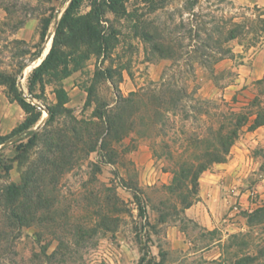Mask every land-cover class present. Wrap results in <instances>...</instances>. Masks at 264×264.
Returning a JSON list of instances; mask_svg holds the SVG:
<instances>
[{
	"label": "rangeland",
	"instance_id": "rangeland-1",
	"mask_svg": "<svg viewBox=\"0 0 264 264\" xmlns=\"http://www.w3.org/2000/svg\"><path fill=\"white\" fill-rule=\"evenodd\" d=\"M69 1L0 0V6L7 11L6 19L0 21V30L4 25L13 29L27 18H37L40 33L43 20L50 18L41 44L42 52L49 43L48 52ZM102 1L106 0H83L79 12L85 14L93 4ZM156 1L160 7L155 10H151L150 0H127L116 14L106 11L102 19L112 49L106 57H90L60 82L68 94L66 106L81 121L80 126L86 123L90 126L62 171L41 165L40 140L48 118L46 106L56 103L54 90L59 82L44 76L43 90L39 84L32 88L36 98L29 93L28 77L36 57L32 54L38 49L39 37L34 43H3L0 72L15 75L18 89L26 99L42 108L37 106L41 116L32 128L17 132L9 138L14 140L0 149V193L9 182L21 183L28 166L33 164L38 173L29 226L8 227L5 211L0 207V264H264V220L248 223L249 214L264 207V191L256 187L257 181L264 177V137L255 143L249 130L242 132L227 160L201 173L198 200L189 210L180 204L181 191L172 190L170 185L172 167L190 159L181 157L184 147L193 143L190 135L195 125L190 118L183 119L180 112L166 113L160 136L155 139L161 154L156 158L150 140L138 134L146 129L148 121V101L144 99L139 102L137 129L113 143L115 152L111 157L109 153L96 151L93 135L96 118L92 115L96 84L89 100L85 91L94 83L96 65L113 67L122 73L120 82L115 80L123 96L162 78L177 81L194 96L207 99L219 100L220 91L226 87H229L227 96L240 89L252 96L257 92L256 80L247 77L242 80L240 76L252 67L256 51H264V33L254 46L231 42L233 55L215 63L211 61L207 66L191 55L198 48L209 52L196 41V33L203 39L207 37L213 26L212 15L219 18L232 9L248 11L246 16L253 18L256 14L253 8H264V0H200L191 10L186 0H168L163 4ZM124 10L135 16L132 18ZM192 13L197 14L196 20ZM143 29L172 44L173 52L181 53L182 57L174 60L155 52L152 42L142 38ZM23 63L26 66L20 71ZM98 87L99 97L110 101L113 96L110 83L103 82ZM69 121L59 115L53 126L67 128ZM32 131H39V136L32 147L25 148ZM191 147L202 149L204 144ZM6 166L10 167L8 171ZM201 182L206 185L203 195ZM208 184L217 185L213 193ZM39 193L44 197L40 201Z\"/></svg>",
	"mask_w": 264,
	"mask_h": 264
},
{
	"label": "trees",
	"instance_id": "trees-1",
	"mask_svg": "<svg viewBox=\"0 0 264 264\" xmlns=\"http://www.w3.org/2000/svg\"><path fill=\"white\" fill-rule=\"evenodd\" d=\"M126 1L96 2L90 11L81 14L79 9L83 0H70L57 23L49 51L32 69L28 77V88L32 98H36L32 94L33 86L39 84L40 89L43 90L44 76H48L51 81L59 82L54 90L56 103L53 106H46L48 118L42 128L44 132L40 141L43 151H41L40 159L44 168L50 166L57 171H62L70 156L73 155L74 148H77V143L82 140L83 135L90 128L89 123H86L84 127L80 126L81 121L77 120L73 110L66 106L69 98L60 82L79 69L82 63L90 57L98 58L108 55L113 45L111 38L106 34L102 18L106 11L116 14L120 8H124ZM150 1L152 2L151 10L160 7L156 0ZM159 1L163 4L168 0ZM199 2L200 0H186V5L188 4L191 10ZM217 9H219L218 6ZM221 10L224 11L222 8ZM253 10L256 11L253 18L246 16L248 11L232 9H227L226 14L219 18L212 15L213 26L207 37L203 39L199 33H196V41L207 47L209 52L199 50V48L194 49L191 57L199 59L203 65L207 66V63L211 61L215 63L224 57L233 55L231 42L237 41L238 45H243L242 42H245V46H254L258 39L263 37L264 8L256 6ZM124 11L127 12V10ZM127 13L132 18L135 16L133 12ZM239 15H242L241 20L236 21ZM192 16L195 20L198 18L197 14L192 13ZM50 21V18H45L42 22L38 49L32 54L33 57L41 52V44L45 40ZM201 22L202 24L209 23L208 21ZM141 35L146 42H152V49L162 57L174 60L182 57L181 53L173 52L172 44L157 39L148 30L143 29ZM219 46L221 48H218ZM65 48L70 49V52L65 51ZM25 66L26 63H23L19 67L20 71ZM115 78L120 82L122 73L114 70L113 67L96 65L93 72L94 83L85 89L89 100L96 84V107L92 112L93 117L96 118L95 127L93 126L96 130L93 134L96 136V151L109 153L111 157L115 152L113 143L120 142L137 129L136 119L141 113L139 102L144 99L148 101L146 104L148 121L145 123L146 129L142 132L138 130V134L150 140L152 153L156 158H160L161 154L155 145V139L160 136L161 123L166 113L175 115L180 112L183 119L190 118L195 125L190 135L193 143L185 146L181 153V157L190 159L179 161L171 169L173 181L170 187L172 190L181 191L180 204L184 209L189 208L198 200V179L201 173L210 169L214 164L225 162L242 132L253 131L264 125V77L255 81L257 92L253 96L244 89H240L232 98L227 99L221 96L219 100L194 96L185 86L178 84L177 81L168 80L169 78H162L160 82L123 96ZM103 82H109L113 89L110 101L99 97L98 86ZM0 85L7 87L6 92L9 98L16 101L25 112L21 124L10 134L0 137V143H3L17 132L32 128L40 119L41 111L37 108V104L27 100L18 89L15 75L0 72ZM59 115L69 118L70 123L67 128L53 126L58 121ZM31 133V137L24 145L25 148L32 147L39 136V131ZM201 144H204L202 149L190 148V146L198 147ZM5 169L8 171L10 167L6 166ZM37 174V168L32 164L22 173L21 183L9 182L1 188L0 207L2 206L1 209L5 211L3 215L8 227L21 229L32 222L34 183ZM37 198L40 201L44 197L42 193H39ZM263 220L264 207L254 210L248 216L249 224Z\"/></svg>",
	"mask_w": 264,
	"mask_h": 264
},
{
	"label": "crops",
	"instance_id": "crops-1",
	"mask_svg": "<svg viewBox=\"0 0 264 264\" xmlns=\"http://www.w3.org/2000/svg\"><path fill=\"white\" fill-rule=\"evenodd\" d=\"M7 11L5 8L0 6V21L5 20ZM38 19L37 18H27L18 24L13 29H10L7 25L3 26V30H0V51L2 50L3 43H8L12 41H32L33 43L37 41L39 37L38 33ZM43 54V51H42ZM42 56V55H41ZM41 56L37 60H34L33 67L41 62ZM45 56V55H44ZM43 57V56H42ZM35 63V64H34ZM243 66V65H242ZM264 70V51H256L253 57L252 67H250L246 73L242 74V80L247 77L248 80H258L261 78ZM229 87L220 91L221 96L230 99L236 90L232 91V95L227 96L226 93ZM238 91V90H237ZM25 117V112L21 106L14 100H11L3 86L0 87V137L10 134L14 129H16ZM253 141L258 143L262 137H264V125L257 127L253 131H250ZM250 159H248L249 161ZM254 161V157L251 158ZM256 164H259V159L255 158ZM216 184H208V189L213 193L216 190ZM256 187L258 191H264V177L257 181ZM203 188H206L203 183H200V193L203 195ZM206 194V192H205ZM212 198V196H211ZM188 208L187 210H189Z\"/></svg>",
	"mask_w": 264,
	"mask_h": 264
},
{
	"label": "water",
	"instance_id": "water-1",
	"mask_svg": "<svg viewBox=\"0 0 264 264\" xmlns=\"http://www.w3.org/2000/svg\"><path fill=\"white\" fill-rule=\"evenodd\" d=\"M42 55V52L41 53H39L36 57H35V60H37L40 56ZM45 56H43L42 57V59L44 58ZM41 59V60H42ZM34 61H32V63H33ZM38 65V64H37ZM36 65V66H37ZM37 106H38V108H42V106L40 105V104H37ZM14 139H9L8 141H5V142H3L1 145H0V149H1V147L2 146H4V145H6L7 143H9V142H11V141H13Z\"/></svg>",
	"mask_w": 264,
	"mask_h": 264
},
{
	"label": "bare ground",
	"instance_id": "bare-ground-1",
	"mask_svg": "<svg viewBox=\"0 0 264 264\" xmlns=\"http://www.w3.org/2000/svg\"><path fill=\"white\" fill-rule=\"evenodd\" d=\"M48 40H50V39H48ZM48 40H47V42H48ZM49 44V43H48ZM48 44H47V46L45 47V49H44V51H43V54L44 55H46L45 53L47 52V50H48ZM42 58V57H41ZM40 59V58H39ZM39 59L37 60L38 62H39Z\"/></svg>",
	"mask_w": 264,
	"mask_h": 264
}]
</instances>
